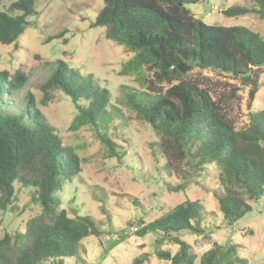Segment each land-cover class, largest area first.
Wrapping results in <instances>:
<instances>
[{"label": "trees", "instance_id": "16d2710c", "mask_svg": "<svg viewBox=\"0 0 264 264\" xmlns=\"http://www.w3.org/2000/svg\"><path fill=\"white\" fill-rule=\"evenodd\" d=\"M101 1L103 8L91 28H105L107 40L135 53L129 64L136 71L154 74L151 97L135 91L127 95L129 106L159 137L151 145L152 154L165 160L169 176L184 181L194 171L215 166L220 191L213 195L224 221L235 226L264 196V110L250 114L249 124L238 129L222 103L188 76L194 69L230 75L250 88L253 101L261 87L264 40L245 27L209 26L189 9L211 0ZM3 2L0 44L17 45L30 26L28 18L38 14L36 1L14 0L5 6ZM254 2L253 9L232 6L222 14L229 18L257 14L264 19V0ZM50 68L52 74L41 88L42 104L47 106L57 92H63L78 111L72 129L92 126L99 131L108 157L122 161L126 155L100 131L111 115L108 89L92 75L81 76L65 61L57 60ZM29 79L21 70L0 71V212L17 201L15 185L33 190L32 200L40 212L27 221L24 232L0 238V264H64L65 259L78 256L85 238H99L102 231L90 216L71 218L61 208L60 194L81 174V160L38 109L31 92L15 109L13 98ZM163 84L170 86L164 93L159 89ZM167 188L179 193L186 186ZM205 220L201 203L186 199L150 223L140 220L137 234L141 238L157 235L155 255L169 264L245 263L237 244L214 242L198 256L181 238L189 233L210 239L202 226ZM127 236L123 231L120 240ZM165 242L177 245L178 251H164ZM149 258L143 254L132 264H145Z\"/></svg>", "mask_w": 264, "mask_h": 264}, {"label": "rangeland", "instance_id": "374dc122", "mask_svg": "<svg viewBox=\"0 0 264 264\" xmlns=\"http://www.w3.org/2000/svg\"><path fill=\"white\" fill-rule=\"evenodd\" d=\"M14 0H4L3 6ZM37 15L28 18L27 27L17 45L0 44V71L14 73L21 70L30 79L13 98L19 108L24 95L31 92L38 109L72 148L81 160L82 172L60 194L62 206L69 217L90 216L101 229L99 238L89 236L79 247L76 258L64 264H132L136 257L149 255L145 264H169L155 255V234L141 238L137 234L140 220L150 223L163 211L174 208L186 199L200 202L206 220L202 226L210 239L182 233L194 252L201 256L214 242L221 245L237 244L243 264H264V196L253 205V211L228 226L213 195L220 191L218 171L213 165L204 171H194L187 181L169 176L165 160L152 154V144L159 139L152 127L133 110L127 95L132 91L151 97L150 81L154 74L139 73L129 62L135 53L107 40L105 28H91L101 0H35ZM232 6L253 9L254 0H211L205 5L189 9L196 18L209 26L245 27L258 33L264 40V19L257 14L229 18L222 14ZM62 60L81 76L92 75L110 93V111L105 128H100L124 153L122 161L108 157L107 147L92 126L72 129L78 115L75 104L63 92H57L47 106L42 104V86L51 76V63ZM125 74H124V73ZM144 73V74H142ZM143 75V76H142ZM188 79L201 84L214 100H219L238 129L249 124V116L264 110V68L260 70L261 85L255 99L250 100V88L230 75L194 69ZM145 80L146 84H145ZM170 86L160 85L162 93ZM185 185V192H170L169 187ZM17 201L13 208L0 212V238L25 230L27 221L39 214L33 202V190L15 185ZM207 214V215H206ZM123 231L127 237L120 240ZM118 241L112 247L114 242ZM164 251L175 254L178 246L165 242ZM47 264H53L47 263Z\"/></svg>", "mask_w": 264, "mask_h": 264}]
</instances>
